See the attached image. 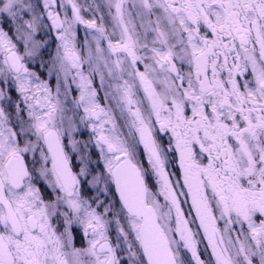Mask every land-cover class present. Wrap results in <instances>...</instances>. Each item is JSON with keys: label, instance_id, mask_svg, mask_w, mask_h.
Wrapping results in <instances>:
<instances>
[{"label": "snow or ice", "instance_id": "obj_1", "mask_svg": "<svg viewBox=\"0 0 264 264\" xmlns=\"http://www.w3.org/2000/svg\"><path fill=\"white\" fill-rule=\"evenodd\" d=\"M0 264H264V0H0Z\"/></svg>", "mask_w": 264, "mask_h": 264}, {"label": "flooded vegetation", "instance_id": "obj_2", "mask_svg": "<svg viewBox=\"0 0 264 264\" xmlns=\"http://www.w3.org/2000/svg\"><path fill=\"white\" fill-rule=\"evenodd\" d=\"M88 2L91 3V0H88ZM85 16H86V17L89 16V13H85ZM105 25H106V26H109V20H108L107 18H106V20H105ZM109 30H111L110 27H109ZM84 33H85V29L81 26V27L79 28V34H80V36L83 37ZM50 52H54V49H51ZM44 59L47 60L48 57L45 56ZM37 65H38V62H34V63H33V65H32L33 70H36V71H38L39 73H45V72H46V69H45L44 67H39V66H37ZM69 115H71V113H69ZM78 138H79V137H78ZM83 139H87V134H85V136L83 137ZM92 194L95 195V191H94V190H93Z\"/></svg>", "mask_w": 264, "mask_h": 264}, {"label": "rangeland", "instance_id": "obj_3", "mask_svg": "<svg viewBox=\"0 0 264 264\" xmlns=\"http://www.w3.org/2000/svg\"><path fill=\"white\" fill-rule=\"evenodd\" d=\"M49 51H51V49H49ZM115 235V232H114V229L112 231H110V236H114ZM79 246V245H77Z\"/></svg>", "mask_w": 264, "mask_h": 264}]
</instances>
